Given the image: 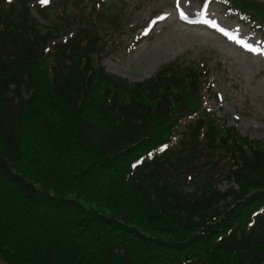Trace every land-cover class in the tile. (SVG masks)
Instances as JSON below:
<instances>
[{
	"label": "trees",
	"instance_id": "obj_1",
	"mask_svg": "<svg viewBox=\"0 0 264 264\" xmlns=\"http://www.w3.org/2000/svg\"><path fill=\"white\" fill-rule=\"evenodd\" d=\"M86 1L0 0V257L264 264V142L210 110L206 62L105 71L124 25ZM218 1L264 37V2Z\"/></svg>",
	"mask_w": 264,
	"mask_h": 264
},
{
	"label": "rangeland",
	"instance_id": "obj_2",
	"mask_svg": "<svg viewBox=\"0 0 264 264\" xmlns=\"http://www.w3.org/2000/svg\"><path fill=\"white\" fill-rule=\"evenodd\" d=\"M103 1L124 25L104 39L102 65L108 73L141 81L172 60L206 62L216 94L212 110L242 135L264 142V44L247 25L216 2ZM201 16L199 23L184 20ZM231 184L224 181L219 188ZM0 264L7 263L0 257Z\"/></svg>",
	"mask_w": 264,
	"mask_h": 264
},
{
	"label": "snow or ice",
	"instance_id": "obj_3",
	"mask_svg": "<svg viewBox=\"0 0 264 264\" xmlns=\"http://www.w3.org/2000/svg\"><path fill=\"white\" fill-rule=\"evenodd\" d=\"M49 2V0H42L43 4H47Z\"/></svg>",
	"mask_w": 264,
	"mask_h": 264
}]
</instances>
